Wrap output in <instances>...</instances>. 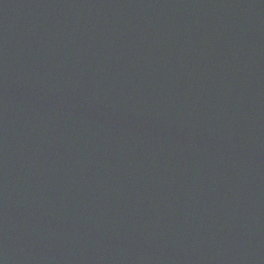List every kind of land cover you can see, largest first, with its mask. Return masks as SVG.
<instances>
[{
    "label": "water",
    "instance_id": "obj_1",
    "mask_svg": "<svg viewBox=\"0 0 264 264\" xmlns=\"http://www.w3.org/2000/svg\"><path fill=\"white\" fill-rule=\"evenodd\" d=\"M0 264H264V0H0Z\"/></svg>",
    "mask_w": 264,
    "mask_h": 264
}]
</instances>
